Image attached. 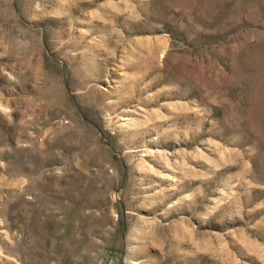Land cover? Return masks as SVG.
Returning a JSON list of instances; mask_svg holds the SVG:
<instances>
[{"label": "rangeland", "instance_id": "rangeland-1", "mask_svg": "<svg viewBox=\"0 0 264 264\" xmlns=\"http://www.w3.org/2000/svg\"><path fill=\"white\" fill-rule=\"evenodd\" d=\"M0 264H264V0H0Z\"/></svg>", "mask_w": 264, "mask_h": 264}]
</instances>
